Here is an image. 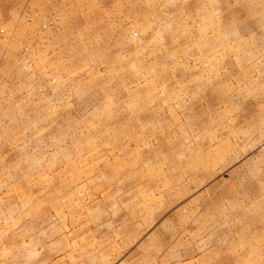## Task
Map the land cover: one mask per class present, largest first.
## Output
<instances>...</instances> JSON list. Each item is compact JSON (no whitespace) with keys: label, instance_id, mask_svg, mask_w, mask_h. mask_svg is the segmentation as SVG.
Returning a JSON list of instances; mask_svg holds the SVG:
<instances>
[{"label":"rangeland","instance_id":"374dc122","mask_svg":"<svg viewBox=\"0 0 264 264\" xmlns=\"http://www.w3.org/2000/svg\"><path fill=\"white\" fill-rule=\"evenodd\" d=\"M46 1L0 0V264H264V0Z\"/></svg>","mask_w":264,"mask_h":264},{"label":"crops","instance_id":"0c3cea01","mask_svg":"<svg viewBox=\"0 0 264 264\" xmlns=\"http://www.w3.org/2000/svg\"><path fill=\"white\" fill-rule=\"evenodd\" d=\"M50 2H51V0L45 2L46 7H48L50 5L49 4ZM53 3L56 6L55 8L58 11H62V13H65L66 11L69 13L70 12L69 7H71V5H73V4L77 8L78 11H82L84 9V6H85L84 5V0H54ZM9 11L11 12V11H13V9H10ZM16 11L17 10H15V12ZM21 12H22V10L18 11L19 18H21L23 14H28L30 16V20H29L30 23H32V22L36 23L37 22L36 25L33 26L32 30H31V33L29 34V37H28V40H27L31 44V47L33 48L32 51H34L35 53H39V51L42 49L43 46H50V45H51L50 49H52V50H53V48H57V47L61 48V41L54 43L53 39L56 36H60L61 35V31L64 28H68V27H67V25L64 22L60 21L61 19H60V15L59 14H57L56 12H51V14L39 19L37 11L36 10H32L31 11L29 9V7L28 8L26 7V8L23 9V12H22L23 14ZM30 13H34V17H35L34 21H33L32 16H31ZM54 15H58L59 16V21L55 24V26H53L52 28L47 29L41 35H37L36 34V30L38 29L39 24L42 21H44L45 19L51 18ZM9 19L4 18V20L2 19V22L0 23L1 26H2V24H7L8 25L7 26V30L4 27L0 26V29H3V32L0 31V38L4 39V40L5 39H7V40L8 39H12L15 36V34H16L15 33V31H16L15 30L16 23L14 25H13V23L9 24V21H13V17H10ZM39 46H41V47H39ZM36 55H38V54H36ZM35 74H38V73H35Z\"/></svg>","mask_w":264,"mask_h":264},{"label":"built area","instance_id":"2783aa9c","mask_svg":"<svg viewBox=\"0 0 264 264\" xmlns=\"http://www.w3.org/2000/svg\"><path fill=\"white\" fill-rule=\"evenodd\" d=\"M28 20H30V17H27ZM59 21V16L58 15H54L51 18L45 19L44 21H42L39 24L38 29L36 30V34L37 35H41L42 33H44V31H46L49 28H52L53 26H55V24ZM1 32H3V29H0ZM26 50L27 48L24 47ZM53 80L55 81V78H53Z\"/></svg>","mask_w":264,"mask_h":264}]
</instances>
